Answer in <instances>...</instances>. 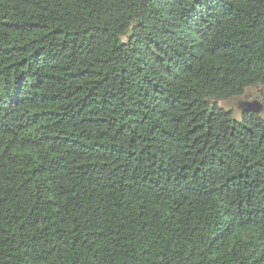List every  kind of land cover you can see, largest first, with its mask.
Here are the masks:
<instances>
[{
  "label": "trees",
  "instance_id": "16d2710c",
  "mask_svg": "<svg viewBox=\"0 0 264 264\" xmlns=\"http://www.w3.org/2000/svg\"><path fill=\"white\" fill-rule=\"evenodd\" d=\"M250 88L264 0H0V264H264Z\"/></svg>",
  "mask_w": 264,
  "mask_h": 264
},
{
  "label": "rangeland",
  "instance_id": "374dc122",
  "mask_svg": "<svg viewBox=\"0 0 264 264\" xmlns=\"http://www.w3.org/2000/svg\"><path fill=\"white\" fill-rule=\"evenodd\" d=\"M257 106L258 115H264V99L261 97V92L258 88L247 89L243 96L234 99L227 100L222 103L225 108H230L232 110V117L241 116L242 108L245 106Z\"/></svg>",
  "mask_w": 264,
  "mask_h": 264
},
{
  "label": "water",
  "instance_id": "95a60500",
  "mask_svg": "<svg viewBox=\"0 0 264 264\" xmlns=\"http://www.w3.org/2000/svg\"><path fill=\"white\" fill-rule=\"evenodd\" d=\"M249 111L257 112V111H258V108H257V106H253V105H251V106H245V107H243V109H242V113H243V112H249Z\"/></svg>",
  "mask_w": 264,
  "mask_h": 264
}]
</instances>
